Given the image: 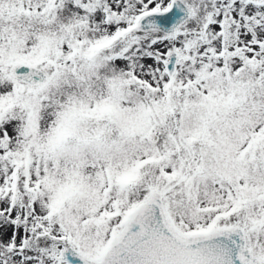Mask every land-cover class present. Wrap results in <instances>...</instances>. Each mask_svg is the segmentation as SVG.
I'll use <instances>...</instances> for the list:
<instances>
[{
	"label": "snow or ice",
	"instance_id": "obj_1",
	"mask_svg": "<svg viewBox=\"0 0 264 264\" xmlns=\"http://www.w3.org/2000/svg\"><path fill=\"white\" fill-rule=\"evenodd\" d=\"M264 264V0H0V264Z\"/></svg>",
	"mask_w": 264,
	"mask_h": 264
},
{
	"label": "water",
	"instance_id": "obj_2",
	"mask_svg": "<svg viewBox=\"0 0 264 264\" xmlns=\"http://www.w3.org/2000/svg\"><path fill=\"white\" fill-rule=\"evenodd\" d=\"M74 264H83V262H82V261H79V260H77V261H74Z\"/></svg>",
	"mask_w": 264,
	"mask_h": 264
}]
</instances>
